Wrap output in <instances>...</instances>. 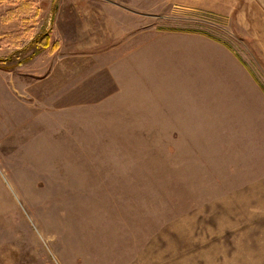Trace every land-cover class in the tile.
I'll return each mask as SVG.
<instances>
[{
  "label": "rangeland",
  "instance_id": "374dc122",
  "mask_svg": "<svg viewBox=\"0 0 264 264\" xmlns=\"http://www.w3.org/2000/svg\"><path fill=\"white\" fill-rule=\"evenodd\" d=\"M0 62V264H264V0H0Z\"/></svg>",
  "mask_w": 264,
  "mask_h": 264
},
{
  "label": "trees",
  "instance_id": "16d2710c",
  "mask_svg": "<svg viewBox=\"0 0 264 264\" xmlns=\"http://www.w3.org/2000/svg\"><path fill=\"white\" fill-rule=\"evenodd\" d=\"M51 36H52L51 31H48L45 34L43 33V34L35 37L31 42V45L35 48V52H37L38 50H41V49H45L49 46H51V49L56 48V46H58V43L55 42L54 44H51V42H50ZM34 54H36V53H33L32 55H34ZM5 60H7V61H4V63L10 61V58H6Z\"/></svg>",
  "mask_w": 264,
  "mask_h": 264
},
{
  "label": "crops",
  "instance_id": "0c3cea01",
  "mask_svg": "<svg viewBox=\"0 0 264 264\" xmlns=\"http://www.w3.org/2000/svg\"><path fill=\"white\" fill-rule=\"evenodd\" d=\"M182 50L183 51H185V49H183L182 48ZM185 52H187V51H185ZM75 57H78V56H76V55H73V54H68V56L65 58V60H66V71L69 69V65H70V61H69V58H75ZM56 68V67H55ZM83 84L85 83V80L82 82ZM83 84H80V85H83ZM80 85L79 86H76L77 88H79L80 87ZM76 88V89H77ZM90 92L91 93H93V88L92 87H90ZM88 93V92H87ZM200 96V95H199ZM212 98V101L214 102V103H216V102H218V101H220V99L219 98H214V97H211ZM200 100V99H199ZM263 102H264V99H263ZM199 103V102H198ZM214 108L213 107H211V108H209V109H207V110H203L201 107L199 108V109H197L196 111L198 112V114H202V113H206L207 111H212ZM264 111V110H263ZM190 112V111H189ZM191 113V112H190Z\"/></svg>",
  "mask_w": 264,
  "mask_h": 264
},
{
  "label": "bare ground",
  "instance_id": "6f19581e",
  "mask_svg": "<svg viewBox=\"0 0 264 264\" xmlns=\"http://www.w3.org/2000/svg\"><path fill=\"white\" fill-rule=\"evenodd\" d=\"M33 114H34V112H33ZM29 132H31V131H29Z\"/></svg>",
  "mask_w": 264,
  "mask_h": 264
}]
</instances>
